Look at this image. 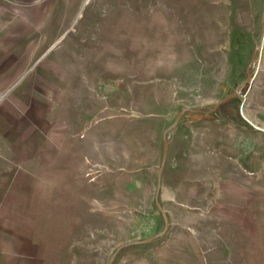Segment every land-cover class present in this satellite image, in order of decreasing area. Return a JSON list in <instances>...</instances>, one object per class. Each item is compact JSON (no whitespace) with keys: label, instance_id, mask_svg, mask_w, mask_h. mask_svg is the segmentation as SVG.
I'll return each mask as SVG.
<instances>
[{"label":"rangeland","instance_id":"374dc122","mask_svg":"<svg viewBox=\"0 0 264 264\" xmlns=\"http://www.w3.org/2000/svg\"><path fill=\"white\" fill-rule=\"evenodd\" d=\"M23 1L1 12L16 60L0 67V127L40 138L30 179L0 161V264H264V218L239 226L221 203L244 175L264 217V0ZM13 75L27 78L8 100ZM186 108L210 116L174 126ZM171 126L180 152L159 181ZM193 128L218 158L190 173Z\"/></svg>","mask_w":264,"mask_h":264},{"label":"crops","instance_id":"0c3cea01","mask_svg":"<svg viewBox=\"0 0 264 264\" xmlns=\"http://www.w3.org/2000/svg\"><path fill=\"white\" fill-rule=\"evenodd\" d=\"M18 2H24V1L23 0H0V67L2 66V63L5 64L4 66L7 67L11 63H15V60H16V56H15L16 40L12 41L11 43H8V40H7L8 31H5L7 30V27L6 25H3L2 23V22H5L4 21L5 18L1 17V14H2L1 12L8 13L10 9H13L14 3H18ZM3 31L4 33H2ZM10 44H13V45H10ZM26 78L27 77L22 76L18 81H16V76L13 75L10 77V79H6L5 82H10V84L12 85H10L7 88L2 89V93H5L3 96L7 94L8 97L6 98L8 100H9V96L17 97L16 91L18 88H22L19 85L25 83ZM4 89L6 90L5 92H4ZM0 95H1V92H0ZM36 100L40 101V98H37ZM79 129H80V126H78L77 128H73L72 133L78 132ZM194 131L195 129L193 128L188 132L189 134L188 138H186L183 142L184 147H183L182 157L179 158V159L187 160L186 167L188 169L187 171L190 173L192 171L202 172L201 170L197 169L198 164H201L199 163L198 159L202 160V159L218 158L217 157L218 155L215 152L208 150V142L205 138H202L199 134H195L196 137L194 138L193 133H191ZM14 132H19L20 135L17 137H11L9 134H7V132L4 131V129L0 127V150L7 151V155L5 156L4 154L1 153L2 155H0V161L3 159L4 163L14 164L13 165L14 167L11 166V168H8V166H6L3 169L4 171H2V175L5 176L7 181H10L11 178L13 177L18 180H20L21 178L30 179L32 177V171H31V166H30V164L32 163V159H38V156L32 153L31 151L32 147L30 146V142L32 140L37 141L40 138V132H38V129H32L30 126H28L27 129H21V128L14 129ZM21 132L23 133L21 134ZM68 136H69V132L66 130H62V134L60 137H58L57 139L58 141L56 140V143L61 142V144H63L64 139L67 138ZM20 139H23V141L28 140L27 145H25L23 148L25 149L24 155L22 156L23 159L16 158V155L18 154L16 153L15 148L18 147L17 142ZM172 144L175 145V153L176 151L180 152L178 149L177 138H174V140L173 139L169 140L170 147ZM165 165H166V160L163 166L164 168L166 167ZM243 172L244 174L249 173L248 170L246 169H244ZM235 176L228 177V178H231V179H228L231 182L227 183L229 184V186L226 189L231 190L232 192L222 193L221 203H223L222 201L226 199L228 200L229 205L232 206L231 217L237 221V225L246 227V228H250L251 226L258 227L261 224L259 222H261L264 217L260 214V211H257L256 204H255L256 202L255 195L251 194V191L249 190V186L246 187L247 186L246 182L242 181V180L247 181L242 177L244 175H241V176L235 175ZM244 187L245 189L246 188L247 189L244 190L243 189ZM244 195H246L247 197L246 200L242 199L244 198ZM11 204L14 205L13 202ZM236 207H238L239 209L236 210ZM251 222H256V224L255 225L253 223L251 224Z\"/></svg>","mask_w":264,"mask_h":264},{"label":"water","instance_id":"95a60500","mask_svg":"<svg viewBox=\"0 0 264 264\" xmlns=\"http://www.w3.org/2000/svg\"><path fill=\"white\" fill-rule=\"evenodd\" d=\"M250 82V77H248L245 81V83L240 87V88H237L233 93L227 95L225 98H223L221 101H219L218 103L214 104L212 106V111H216L218 110L219 108H221L222 105L228 103L230 100L234 99V98H237L244 90L245 88L247 87V85L249 84ZM187 111H192V112H208V110H205V109H199V108H186V109H183L175 123H174V126H176L181 118L183 117V115L187 112ZM173 126L169 127L168 129L165 130V133H164V158H163V162H162V167L160 169V173H159V181L161 180V175H162V171H163V166H164V163H165V160L167 158V154H168V148H169V142L167 140V133L169 132L170 129H172ZM111 262V261H110Z\"/></svg>","mask_w":264,"mask_h":264},{"label":"trees","instance_id":"16d2710c","mask_svg":"<svg viewBox=\"0 0 264 264\" xmlns=\"http://www.w3.org/2000/svg\"><path fill=\"white\" fill-rule=\"evenodd\" d=\"M196 115H199V116H203L201 118H207L208 116H210V113L209 112H200V113H197Z\"/></svg>","mask_w":264,"mask_h":264}]
</instances>
